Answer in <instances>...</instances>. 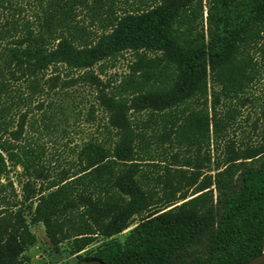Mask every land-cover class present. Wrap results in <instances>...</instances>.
I'll list each match as a JSON object with an SVG mask.
<instances>
[{
    "label": "trees",
    "instance_id": "16d2710c",
    "mask_svg": "<svg viewBox=\"0 0 264 264\" xmlns=\"http://www.w3.org/2000/svg\"><path fill=\"white\" fill-rule=\"evenodd\" d=\"M34 2L20 20V0H0V264L29 263L38 224L76 264L262 255L264 0ZM128 54L118 83L102 79ZM78 85L103 137L69 162L46 140Z\"/></svg>",
    "mask_w": 264,
    "mask_h": 264
},
{
    "label": "rangeland",
    "instance_id": "374dc122",
    "mask_svg": "<svg viewBox=\"0 0 264 264\" xmlns=\"http://www.w3.org/2000/svg\"><path fill=\"white\" fill-rule=\"evenodd\" d=\"M34 3V0H20L22 11L21 14L18 13L17 19H34L36 11ZM131 57L132 56L128 54L125 58H121L119 61L115 62V67L108 68L106 74L102 75V79L112 81L114 84L118 83L122 77L128 73ZM97 69L96 67L95 70L97 71ZM82 73L83 72H77L74 73V75H80ZM95 96V91L90 88L89 85H78L71 89L69 94L64 95L63 104L66 105L67 113H69L70 116L69 124H63L62 129L65 130L60 128L61 131L54 137L56 140L53 141L47 138L46 142L49 144L48 148L50 153L57 156L62 155V159L70 162L76 159V154L73 152L74 149H78V147H81L92 137H103V130L101 129V131H98V127L104 123L103 117H105V115L102 109L96 104ZM93 105L96 107L95 121L88 117L89 111ZM80 112L81 114H79ZM238 135L240 138L242 137L241 132H239ZM21 171V169L13 170V173L10 175L18 192V201L22 199L21 187L18 182ZM2 182H5V179H3ZM8 194H10V192ZM31 228L38 237V243L27 252V256L30 259L28 264H76V258L71 257L69 253L65 251L68 243H64L61 246L60 252H56L53 250L46 236L43 225H32ZM128 231L129 230L125 231L119 237L123 238Z\"/></svg>",
    "mask_w": 264,
    "mask_h": 264
},
{
    "label": "water",
    "instance_id": "95a60500",
    "mask_svg": "<svg viewBox=\"0 0 264 264\" xmlns=\"http://www.w3.org/2000/svg\"><path fill=\"white\" fill-rule=\"evenodd\" d=\"M262 263H264V253L251 260L248 264H262Z\"/></svg>",
    "mask_w": 264,
    "mask_h": 264
}]
</instances>
